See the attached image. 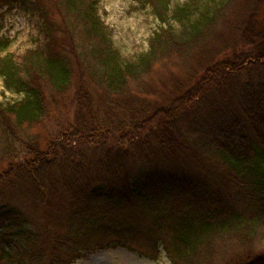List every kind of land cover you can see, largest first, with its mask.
Instances as JSON below:
<instances>
[{"label": "trees", "instance_id": "obj_1", "mask_svg": "<svg viewBox=\"0 0 264 264\" xmlns=\"http://www.w3.org/2000/svg\"><path fill=\"white\" fill-rule=\"evenodd\" d=\"M48 1L65 22L55 24L45 1L33 0L42 20L39 46L16 59L4 53L9 40L0 38L2 85L19 96L0 100L6 162L0 196L8 188L17 203L0 197V226H8L0 239L19 241L12 255L0 247V264H71L81 250L123 245L98 242L102 231L121 233L138 216L167 206L196 217L169 225H175L165 247L172 264H211V239L231 233L248 248L228 264H264V57L253 44L223 39L214 54L225 48L228 55L203 75L215 78H197L161 102L145 101L119 128L100 119L85 78H77L86 62L77 34L92 44L101 64L96 82L110 94L160 58L190 49L229 0L186 2L171 12L168 0H143L165 26L150 36L145 53L124 64L98 14L99 0ZM70 85L77 92L69 98ZM69 110L74 120L60 124L45 149L41 140L29 141V129ZM18 144L26 155L14 159ZM69 147L81 157L70 160L62 153ZM130 156L141 160V171H127Z\"/></svg>", "mask_w": 264, "mask_h": 264}, {"label": "rangeland", "instance_id": "obj_2", "mask_svg": "<svg viewBox=\"0 0 264 264\" xmlns=\"http://www.w3.org/2000/svg\"><path fill=\"white\" fill-rule=\"evenodd\" d=\"M44 1L47 7L51 8L50 17L55 24L63 27L65 20L62 19L61 14L50 6L48 0ZM192 1L193 3L197 1L202 5L209 0H168L169 11ZM97 9L105 25L108 39L112 47L118 51L119 61L122 64L135 61L138 56L145 53L149 48L150 36L158 30L160 25L165 26V24H160L150 5L143 0H99ZM38 11L33 5V0H15L11 4L0 6V38L9 40L4 53L11 54L17 59L26 50L36 48L42 43V20L38 16ZM212 15L214 18L209 23L207 31L203 33L202 38L190 45V49H185V52H171L160 58L153 62L146 72L130 77L122 89H113L109 91L110 94L106 90L103 91V86L96 82L95 78L100 76L98 71L101 70V64L100 59L92 54L90 47L92 44L83 43L77 34L74 37L75 42L80 49L79 52L82 51V56L86 59V62L82 60V66L77 69V72H83V75L77 74V78H85L92 101L91 105L95 110L98 109L100 119L110 125L117 124L119 128L123 121L129 120L131 113L144 106L145 101L161 102L173 91L181 92L188 88L197 78H215L213 75L215 72L207 76L203 75L208 72L215 60L228 55V51L223 52L225 48L218 55L214 52L217 49L220 50L233 38L253 44L264 57V0H229L222 10H216ZM70 20L75 22L73 18H66L67 22ZM171 22L175 26L174 21ZM223 39L226 42L221 44ZM208 58L211 60L207 61ZM87 61L89 64H85ZM76 89H72L70 85L67 89L69 98L71 95L76 96ZM18 97L4 90L0 77V100L11 101ZM72 105L73 108H78L75 97ZM68 113V116L64 115L61 119L50 118L44 121L43 126L39 125L29 129L27 132L30 135L28 136L32 138L29 141L34 143L36 140H41L40 147L45 149L52 140H55L60 124L64 126L68 121L74 120L72 111L69 110ZM52 147L57 149V146ZM63 152L70 160L81 157L79 149H73L71 152L69 147L63 149ZM1 153L0 151V155ZM12 153L14 159H17V156L20 159L26 155V148L21 144L15 145ZM88 154H91V151ZM5 167L6 162L0 161V172ZM143 168L139 158L129 157L127 171L138 172ZM7 189L2 191L3 193L7 191V194L2 196V193L0 197L17 204ZM154 209L151 215L138 216L130 227L124 229L125 231L118 233L114 228L106 233L102 231L99 238H96L101 240L98 242L102 244L117 241V244L123 245L81 250L79 258L71 264H172L165 247L171 245L175 225L173 227L169 225L177 219L180 221L185 218L195 220L196 217L190 212L184 214V210H176L174 206H167L159 211V207H154ZM7 227L3 229L0 226V238ZM210 243L212 246L210 249L211 264H228L236 260L248 248V245L233 233L229 236H215ZM18 246L19 241L16 239L10 240L7 237L0 239V247L11 255L16 252ZM201 250L205 248L202 247Z\"/></svg>", "mask_w": 264, "mask_h": 264}]
</instances>
